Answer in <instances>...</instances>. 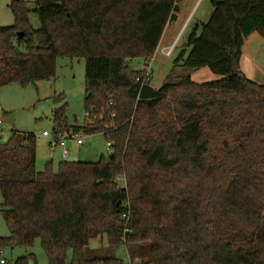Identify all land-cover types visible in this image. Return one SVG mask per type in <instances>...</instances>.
I'll return each instance as SVG.
<instances>
[{"label":"trees","instance_id":"16d2710c","mask_svg":"<svg viewBox=\"0 0 264 264\" xmlns=\"http://www.w3.org/2000/svg\"><path fill=\"white\" fill-rule=\"evenodd\" d=\"M177 1L33 0L34 28L26 2L11 0L13 23L0 26V87L53 77L58 57L83 59L91 115L69 126L59 95L53 133H102L108 157L37 171L35 136L11 130L0 142L9 230L0 248L39 239L48 264H124L87 257L100 238L136 245L139 264H264V84L240 68L244 39L264 35V0H210L208 21L174 59L221 79L169 74L159 88L141 85L144 70L129 61L153 57ZM13 264L36 263L27 253Z\"/></svg>","mask_w":264,"mask_h":264},{"label":"rangeland","instance_id":"374dc122","mask_svg":"<svg viewBox=\"0 0 264 264\" xmlns=\"http://www.w3.org/2000/svg\"><path fill=\"white\" fill-rule=\"evenodd\" d=\"M25 1L29 8V19L34 28L39 27V20L33 12V0ZM11 0H0V26H9L13 23L10 10ZM181 9V20L177 24L167 26L162 39L150 62V85L159 88L169 74L174 76H189L198 83L211 82L223 76L212 73L207 67L197 70L185 69L176 65L174 59L184 47L188 34L195 25L208 21L212 6L210 0H178ZM184 24V25H182ZM172 31V33H171ZM199 33V32H198ZM164 46L171 47L169 55L165 54ZM174 47V48H173ZM243 57L241 67L248 73L252 64V80L264 84V35L251 33L244 39L242 45ZM144 60L136 58L129 61L133 70L143 67ZM249 64V65H248ZM251 71V69H250ZM173 79H175L173 77ZM61 95L66 102V122L69 126L81 125L85 118L84 111V60L68 57H58L55 75L48 79L37 80L22 86L18 83H9L0 87V120L7 134L0 142L6 141L11 130L33 134L36 139L35 169L43 170L47 162L57 169L58 163L63 161V147L68 151L67 160L75 158L80 162H96L101 157L107 159L108 145L102 133H80L83 143L78 144L74 139H64L65 145H51V139L43 136V131L51 136L56 123L54 112L61 102L55 99ZM123 183L119 181L118 185ZM1 201V193H0ZM9 235V230L0 214V237ZM136 245L119 244L109 246L105 239H91L86 248L87 257L112 255L123 261L124 264H139L136 254H133ZM1 256L6 263L13 264L15 259L27 253L33 254L36 264H48V259L41 247L40 240L36 239L29 248L19 245H4L0 248ZM71 260V251L67 253L66 262Z\"/></svg>","mask_w":264,"mask_h":264},{"label":"built area","instance_id":"2783aa9c","mask_svg":"<svg viewBox=\"0 0 264 264\" xmlns=\"http://www.w3.org/2000/svg\"><path fill=\"white\" fill-rule=\"evenodd\" d=\"M171 52V47L167 48L165 51L166 55H169ZM152 58H150L148 60L147 63L143 64L142 69L144 70L143 75L140 78H137V81L140 82L141 85H144L145 83H147L150 80L151 77V68H150V62H151ZM91 115V113L89 111L85 112V116L89 117ZM7 134L2 126V122L0 120V139L2 138L3 135ZM43 136L45 137H49L51 139V145L52 146H56V145H61L64 146L65 145V141L64 139H74L78 144H82L83 143V139L80 135V133H75V132H65V133H53L52 136L46 132L43 131ZM63 161H67V155H68V151L65 147H63ZM119 181H123V183H120V185H118ZM115 184H117L118 186H124L125 185V179L122 176H118L114 179ZM123 217H127L126 213H123L122 215ZM0 256H1V251H0ZM6 261L3 258H0V264H5Z\"/></svg>","mask_w":264,"mask_h":264},{"label":"crops","instance_id":"0c3cea01","mask_svg":"<svg viewBox=\"0 0 264 264\" xmlns=\"http://www.w3.org/2000/svg\"><path fill=\"white\" fill-rule=\"evenodd\" d=\"M180 13H181V9H180V7H179V5L177 4V11H176V13H175V18H174V20H172L171 22H169L167 25H166V27L167 26H169V27H171V24H172V22H173V24H177V23H179V21L181 20V15H180ZM182 25H184V24H182ZM166 29V28H165ZM165 31V30H164ZM171 33H172V31H171ZM163 34H164V32H163ZM163 36V35H162ZM162 39V38H161ZM161 39H160V41H161ZM160 43V42H159ZM159 45V44H158ZM166 47H168V46H164L163 48H165L166 49ZM158 48V47H157ZM157 50V49H156ZM242 57H243V51H242V54H241V57H240V68H241V70H242V72L245 74V76L247 77V78H249V79H252V76H251V73L253 72V69L251 68V66H252V64L251 65H249V69H248V73L246 72V71H244L243 70V68L241 67V60H242ZM250 69H251V71H250Z\"/></svg>","mask_w":264,"mask_h":264},{"label":"water","instance_id":"95a60500","mask_svg":"<svg viewBox=\"0 0 264 264\" xmlns=\"http://www.w3.org/2000/svg\"><path fill=\"white\" fill-rule=\"evenodd\" d=\"M19 36H21V34H20ZM67 162L74 163V162H76V159H75V158H69V159L67 160Z\"/></svg>","mask_w":264,"mask_h":264}]
</instances>
